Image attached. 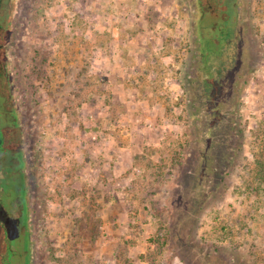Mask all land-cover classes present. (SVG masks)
I'll return each mask as SVG.
<instances>
[{
    "label": "rangeland",
    "instance_id": "obj_1",
    "mask_svg": "<svg viewBox=\"0 0 264 264\" xmlns=\"http://www.w3.org/2000/svg\"><path fill=\"white\" fill-rule=\"evenodd\" d=\"M0 264H264V0H7Z\"/></svg>",
    "mask_w": 264,
    "mask_h": 264
},
{
    "label": "flooded vegetation",
    "instance_id": "obj_2",
    "mask_svg": "<svg viewBox=\"0 0 264 264\" xmlns=\"http://www.w3.org/2000/svg\"><path fill=\"white\" fill-rule=\"evenodd\" d=\"M6 1L7 0H2V4L0 8V77H1L3 60L5 58L8 47L6 41H8V38L10 37L9 36L10 29L7 28L4 24V19L6 14L5 13ZM2 112L3 111L1 110V106H0V155L3 153L10 152V146H12V143L14 142V139L7 135V131L8 129H10V127L6 125V121H4Z\"/></svg>",
    "mask_w": 264,
    "mask_h": 264
},
{
    "label": "water",
    "instance_id": "obj_3",
    "mask_svg": "<svg viewBox=\"0 0 264 264\" xmlns=\"http://www.w3.org/2000/svg\"><path fill=\"white\" fill-rule=\"evenodd\" d=\"M2 0H0V8H1Z\"/></svg>",
    "mask_w": 264,
    "mask_h": 264
}]
</instances>
